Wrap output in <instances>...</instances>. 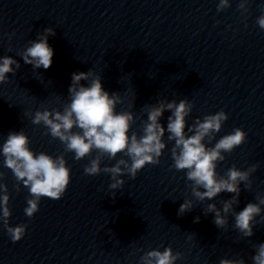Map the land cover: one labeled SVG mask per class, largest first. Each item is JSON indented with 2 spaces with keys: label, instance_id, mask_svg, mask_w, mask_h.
I'll use <instances>...</instances> for the list:
<instances>
[{
  "label": "clouds",
  "instance_id": "9594fccd",
  "mask_svg": "<svg viewBox=\"0 0 264 264\" xmlns=\"http://www.w3.org/2000/svg\"><path fill=\"white\" fill-rule=\"evenodd\" d=\"M248 4L249 0H240L239 10L246 14L249 11ZM229 7L230 0H219L217 12ZM256 23L264 30V14L257 18ZM55 35L53 28H46L38 33L36 40L29 41V45L17 54L25 64L32 65L34 71L40 68L47 70L52 65L54 55L48 39ZM20 67V63L11 56L0 57V84L8 82V74L15 76ZM71 81L68 88L69 102L63 103L62 108H43L24 115L30 117L33 125H43L47 129L45 135L58 139L64 145V152L74 153V160L89 158V163L84 167L85 175L97 176L102 172L109 174L111 183L108 187L112 190L113 198L115 190L122 189L125 184L121 177L127 175L130 179H135L147 165H159L167 142H174L170 149L171 168L185 172L195 201L203 203L206 200L213 201L221 193L233 194L230 199L220 201L222 207H217L216 203H208L204 209L205 215L214 214L213 223L217 228L226 230L229 216H232V227L243 237L250 238L254 235L255 225L264 223V215L261 214L264 211V195L258 193L255 197L258 202H249L241 211H236L235 208L240 202L241 184L244 190L251 189V176L258 165L253 164L246 170L233 165L223 175L217 172L218 164L226 159L225 153L231 154L247 139V133L243 129L235 128L216 140V135L228 120L225 111L205 115L202 119L196 118L189 126L186 118L193 111V102L188 99L169 101L161 94L156 103L143 107L147 119L142 121V134L132 131L129 135L135 123L134 113L131 110L117 111V105H122L124 99L120 93H109L103 88L101 75L89 69L87 72L72 73ZM82 81L87 84L81 83ZM166 111L171 112V115L167 118L165 128L160 121ZM166 133L167 142L164 140ZM93 151L96 152L95 157L92 156ZM0 155L4 157L3 166L14 175L16 191H20L21 184L29 190L30 198L24 209L28 218L39 211L42 198L59 200L65 194L71 179V169L67 166L63 153L54 157L43 151L34 152L28 135L20 130L8 134L0 145ZM105 158L116 162L102 168L101 163ZM4 177L5 173L0 171V224L15 243L24 237L27 225L13 227L9 224L12 213L8 187L3 183ZM194 207V201L186 199L180 205L177 215L183 216ZM257 217L260 219L257 220ZM199 220L200 217L197 216L194 223ZM182 256V253H174L172 247L168 246L163 251L153 249L145 252L139 257V264H176ZM251 259L253 264H264V243L255 246V254ZM219 264L246 262L243 258H223Z\"/></svg>",
  "mask_w": 264,
  "mask_h": 264
}]
</instances>
